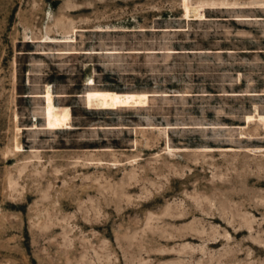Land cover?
I'll return each mask as SVG.
<instances>
[{"label":"rangeland","instance_id":"rangeland-1","mask_svg":"<svg viewBox=\"0 0 264 264\" xmlns=\"http://www.w3.org/2000/svg\"><path fill=\"white\" fill-rule=\"evenodd\" d=\"M0 264H264V0H0Z\"/></svg>","mask_w":264,"mask_h":264}]
</instances>
